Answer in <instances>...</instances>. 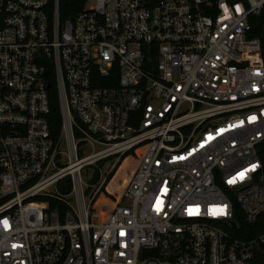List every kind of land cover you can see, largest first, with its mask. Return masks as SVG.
Segmentation results:
<instances>
[{"label":"built area","instance_id":"built-area-1","mask_svg":"<svg viewBox=\"0 0 264 264\" xmlns=\"http://www.w3.org/2000/svg\"><path fill=\"white\" fill-rule=\"evenodd\" d=\"M263 142L264 0H0V264H259Z\"/></svg>","mask_w":264,"mask_h":264},{"label":"trees","instance_id":"trees-1","mask_svg":"<svg viewBox=\"0 0 264 264\" xmlns=\"http://www.w3.org/2000/svg\"><path fill=\"white\" fill-rule=\"evenodd\" d=\"M51 125L55 130L59 129L60 127V117H59V109L57 106L54 107L53 115L51 117ZM148 147V143H144L133 150L127 152L124 156L121 157L119 163L117 164L116 168L113 170L111 175L109 176L107 182L103 186V188L100 190L96 198L92 202V209L93 211H96L100 215L101 220H106L113 209L115 208L119 198L122 195L123 190L129 183L131 177L133 176L134 172L136 171V168L138 166L139 161L143 157L146 149ZM258 156L262 162V175H263V181L264 184V142L261 143V145L258 147L257 150ZM129 160L131 161L129 165ZM123 168V179L122 181L115 186L113 189V180L118 175L119 170ZM102 199L101 201H99ZM260 228L257 231V234L264 231V215L260 220ZM244 237V236H240Z\"/></svg>","mask_w":264,"mask_h":264},{"label":"water","instance_id":"water-1","mask_svg":"<svg viewBox=\"0 0 264 264\" xmlns=\"http://www.w3.org/2000/svg\"><path fill=\"white\" fill-rule=\"evenodd\" d=\"M143 111H144V109L141 108L137 112L131 113L129 123H128L129 126L135 128V129L139 128V124H140L142 116H143ZM259 264H264V260L262 259V257L260 255H259Z\"/></svg>","mask_w":264,"mask_h":264},{"label":"rangeland","instance_id":"rangeland-1","mask_svg":"<svg viewBox=\"0 0 264 264\" xmlns=\"http://www.w3.org/2000/svg\"><path fill=\"white\" fill-rule=\"evenodd\" d=\"M130 160H129V163L127 164V165H129L130 164ZM124 170H123V168H121V170H119V173H118V175L115 177V179L113 180V186H112V188L114 189L115 188V186L117 185V184H119L121 181H122V179H123V172ZM102 199H100L99 201H101Z\"/></svg>","mask_w":264,"mask_h":264}]
</instances>
